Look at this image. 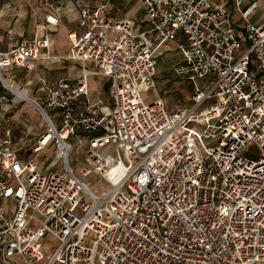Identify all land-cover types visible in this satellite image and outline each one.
<instances>
[{
  "label": "built area",
  "instance_id": "1",
  "mask_svg": "<svg viewBox=\"0 0 264 264\" xmlns=\"http://www.w3.org/2000/svg\"><path fill=\"white\" fill-rule=\"evenodd\" d=\"M59 1L42 0L41 34L0 49V264H264L261 0H136L144 27L115 18L111 0H67L77 29L55 55ZM166 43L194 86L188 107L155 90ZM40 61L75 62L79 75L39 77L35 96L4 86L5 71ZM92 76L107 79L105 97ZM19 103L43 129L31 146L4 128Z\"/></svg>",
  "mask_w": 264,
  "mask_h": 264
},
{
  "label": "rangeland",
  "instance_id": "2",
  "mask_svg": "<svg viewBox=\"0 0 264 264\" xmlns=\"http://www.w3.org/2000/svg\"><path fill=\"white\" fill-rule=\"evenodd\" d=\"M7 1V0H4ZM78 1V0H77ZM84 2H87L88 4L87 7H95L98 5L100 2H105L106 0H83ZM79 4H81L80 1H78ZM82 5V4H81ZM110 6H111V13L115 18H131L135 20L138 25L143 26L144 22V12L141 9L139 3L136 0H111L110 1ZM11 13H7L5 18V22H10ZM62 20V19H61ZM0 23H3V20L0 21ZM7 24V23H6ZM63 24V25H62ZM72 27L68 25V23H65L63 21L58 29L61 31L58 33L59 30L52 32L51 36L56 39V41L59 43V45H62L64 47L65 40L66 39V32L67 30L71 29ZM142 29V28H141ZM7 28H5V32L3 33V40L0 39V48L5 49L9 47L10 45L16 43L17 40H23V39H30L32 36L35 34L37 31V28L31 27L27 31L24 32V34H21L20 29L17 33H13L12 38H8L9 34L7 32ZM15 31V30H14ZM58 33V34H57ZM63 33V34H62ZM64 35V36H63ZM65 37V39H64ZM172 43H166L163 46V50L159 49L157 52V69H156V76H155V90L157 92V95L161 97L166 106L169 109H174L178 107H188L191 105V97L194 91V86L192 82L188 81L187 79L179 78L176 73H175V67L177 62L179 61V54L175 50H170L173 48ZM61 47V51H62ZM164 47H168L169 51L165 50ZM163 51L165 54H161ZM58 52V48L55 45V53ZM161 54V55H160ZM44 65H46V69L44 68ZM70 66V65H69ZM54 67V68H53ZM56 66L54 64L47 65H39L37 71H32L30 73H19L17 75L16 81H13V86L18 88L17 85L14 84H21L24 89V94H27V87H26V82L31 80L33 83H36L37 79V74L43 73L45 76H48L50 78L55 79L58 77V75L63 74V73H70V75H76L79 74V68L77 66L73 65L71 67H68L66 65V68L61 69L60 71L55 69ZM48 69H51L48 73ZM69 69V70H68ZM6 74V73H5ZM19 81V83H17ZM212 80V77H209V79H201L196 81L197 85L201 88H206V84L209 83V81ZM106 78L104 77H93L92 78V86L96 87L97 89L100 90L102 96H106V91H105V82ZM10 84V83H8ZM11 90L10 88H7ZM20 89V88H18ZM22 89V90H23ZM33 94V93H31ZM34 96V94H33ZM143 98L146 100H150L154 97V94L152 91L146 94H142ZM8 116H6V120L4 122V125L6 129H11L13 137H14V142L18 143L21 138L24 140L26 139V142H29L30 144L34 142V138L36 139V136L43 131V129L39 126L40 124V119L39 116L33 111V109L27 105L26 103L24 104H15L14 107L8 110L7 113ZM32 120V122L35 125V130L33 131L32 135H29L25 137V132H26V122ZM29 153V152H28ZM34 155H32L33 157ZM52 156L51 152H46L44 154H40L37 157V162L38 164H44L46 163L45 161L50 159ZM75 166V165H74ZM89 185L95 184L96 183V178L92 177L88 181ZM92 187V186H91ZM55 247V243H50V250H52Z\"/></svg>",
  "mask_w": 264,
  "mask_h": 264
},
{
  "label": "crops",
  "instance_id": "3",
  "mask_svg": "<svg viewBox=\"0 0 264 264\" xmlns=\"http://www.w3.org/2000/svg\"><path fill=\"white\" fill-rule=\"evenodd\" d=\"M78 1H80L81 4L84 6H87L86 4H88L87 2H84L83 0H78ZM260 3H261V5H260L259 10L257 11L256 14H254L252 16V20L255 22H259L261 19L264 18V0H261ZM59 4L62 6V11L59 15V18H60L59 25L53 29V32L59 30L58 31V33H59L61 31L60 29H58V27L60 26V24L63 21H65V23H68V25H70L72 27L71 29L67 30V32L70 30H73V29H77L76 13H75L74 9H72L69 6V2L67 0H60ZM47 9H48V7H46L43 4L42 0H7V1L0 0V21L3 20V23H0V39L3 40L2 35L5 32V28L8 29L6 33L9 34V37H8L9 39L12 38L13 33H17L20 29H22L21 34H24V32L27 31L31 27L37 28V31L35 32V34H37V35L41 34V26L44 23V15H45ZM8 12L11 13L10 14L11 20H10V22H5V20L3 18H5L6 14ZM139 26L144 27V25L143 26L139 25ZM38 31H40L39 34L37 33ZM67 32H66V34H67ZM50 36H51V34H50ZM51 39L53 41V52L55 55H64L65 53H67V51L69 49L68 40L67 41L65 40L64 47H62V45H59V43L56 41V39L53 38L52 36H51ZM64 39H65V37H64ZM66 39H67V37H66ZM0 42H2V41H0ZM18 42H19V40H17L16 43L10 45L9 47H7L5 49H1V48L0 49H1V51L6 52V51L10 50L11 47L16 45ZM55 45L58 48L57 53H55ZM61 47H62V51H61ZM160 49L163 50V46ZM164 49L169 51L168 49H170V48L164 47ZM170 50H175L174 46ZM167 51H163L161 54L164 55L165 54L164 52H167ZM40 64L41 65H43V64H47V65L54 64V66H56L55 69L58 71L66 68V65L68 67H71L73 65V67L77 66L79 68L78 71H80L79 65L76 64L75 62L64 61V62L49 63L48 61H40L38 63H33L32 67L29 71H25L22 69H13V70L5 71L8 83H10V84H8L9 85L8 87L11 90H18V88H21L19 90H22L23 88H25V87H22V85L19 83L20 80H18V82H17L19 84H14V85H17L18 88L14 87L12 83H13V81H16L15 79H17V75H19V73H30L32 71H37L38 66ZM44 68L45 69L47 68L46 65H44ZM86 68L90 71H96V69L89 64L86 65ZM50 70L51 69H48L46 71H48V73H50L49 72ZM78 75L79 74L71 76L70 73H63V74L58 75V77H56L55 79H57L59 77H67V78L75 79ZM39 77H44L46 79L47 83H49V84H51L55 80L53 78H50L49 75L45 76L43 73L39 72L37 74L36 83H33V81H31V80L26 82V87H27L26 89H27V93L29 95H32V96H33V94H34V96L36 95ZM93 77H102V76H92L89 78V87L91 89V92L94 95H97V94L102 95L99 89L92 86V78ZM107 87H108V81L105 82V91L107 90ZM21 93L24 94V89ZM31 93H33V94H31ZM4 128H6L5 125H4ZM28 145L31 146L32 143L30 144L28 142Z\"/></svg>",
  "mask_w": 264,
  "mask_h": 264
},
{
  "label": "bare ground",
  "instance_id": "4",
  "mask_svg": "<svg viewBox=\"0 0 264 264\" xmlns=\"http://www.w3.org/2000/svg\"><path fill=\"white\" fill-rule=\"evenodd\" d=\"M37 33L39 34L40 31H38ZM4 86H5L6 88H9V87H8V86H9V85H8V81H7V80L4 81ZM11 91H13L14 93H16L18 96H19V95H25V94L21 93L23 90H19V89H18V90H11ZM17 95H16V96H17ZM25 96H27V95H25Z\"/></svg>",
  "mask_w": 264,
  "mask_h": 264
}]
</instances>
